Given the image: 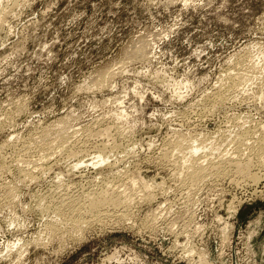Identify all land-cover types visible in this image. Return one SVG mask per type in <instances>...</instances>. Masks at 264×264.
Listing matches in <instances>:
<instances>
[{
    "label": "rangeland",
    "instance_id": "rangeland-1",
    "mask_svg": "<svg viewBox=\"0 0 264 264\" xmlns=\"http://www.w3.org/2000/svg\"><path fill=\"white\" fill-rule=\"evenodd\" d=\"M0 264H264V0H0Z\"/></svg>",
    "mask_w": 264,
    "mask_h": 264
},
{
    "label": "bare ground",
    "instance_id": "bare-ground-1",
    "mask_svg": "<svg viewBox=\"0 0 264 264\" xmlns=\"http://www.w3.org/2000/svg\"><path fill=\"white\" fill-rule=\"evenodd\" d=\"M180 143V142H179ZM181 144V143H180ZM183 145V144H182ZM178 146V145H177ZM178 147H180V146H178ZM181 149V148H180ZM189 155H190V157H192L193 156V153H195L196 152V150H197V147L196 146H193V145H191L190 144V146H189ZM223 151V150H222ZM211 156V155H210ZM97 157H99L100 159V161H103V159H104V157H102V155L101 154H98L97 155ZM195 161V159L192 157V162H193V171H192V174H193V172H196V171H201L203 168L201 167V166H197L196 165V162L194 163V161ZM190 161V160H189ZM236 162V161H235ZM247 162H249V161H247ZM247 162H245L243 165H240V166H238L237 164H238V161L236 162V165L235 166H238L239 168V170H241V172L240 173H242L243 175L244 174H246V173H248V171H249V164L247 163ZM198 163V162H197ZM190 164H192V163H190ZM199 165H200V163H198ZM239 164H241V163H239ZM202 168V169H201ZM237 168V167H236ZM251 175V174H250ZM252 176H254V175H252ZM256 176V175H255ZM180 178V177H179ZM93 192V191H92ZM103 192V191H102ZM107 191L106 192H103V193H99L98 195L96 194V195H92V196H90V197H88V200L86 201L87 202V207L90 209V211L92 210V212H93V210H96V209H98L101 205H103V204H106L108 201H110V200H108L107 198ZM115 198H113V200H111L110 202H111V204L112 205H124V204H126V201H127V198L125 199V198H122V197H120V196H114ZM129 200V199H128ZM88 209V210H89Z\"/></svg>",
    "mask_w": 264,
    "mask_h": 264
}]
</instances>
